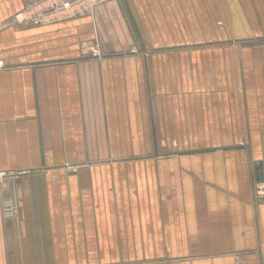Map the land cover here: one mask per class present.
Masks as SVG:
<instances>
[{"label": "crops", "instance_id": "1", "mask_svg": "<svg viewBox=\"0 0 264 264\" xmlns=\"http://www.w3.org/2000/svg\"><path fill=\"white\" fill-rule=\"evenodd\" d=\"M28 1L0 0V264H264V0L5 25Z\"/></svg>", "mask_w": 264, "mask_h": 264}, {"label": "built area", "instance_id": "2", "mask_svg": "<svg viewBox=\"0 0 264 264\" xmlns=\"http://www.w3.org/2000/svg\"><path fill=\"white\" fill-rule=\"evenodd\" d=\"M109 0H30L21 9L12 14L5 25H41L50 24L80 15H92L94 8ZM137 49L132 46L131 51ZM2 63L0 62V67ZM28 172L23 169L17 173ZM6 171L0 170V176ZM253 195L256 200L264 199V182L257 180L253 182ZM2 213L5 218L12 217L14 202L9 197L1 199ZM245 257L241 254L234 256V264H244Z\"/></svg>", "mask_w": 264, "mask_h": 264}, {"label": "rangeland", "instance_id": "3", "mask_svg": "<svg viewBox=\"0 0 264 264\" xmlns=\"http://www.w3.org/2000/svg\"><path fill=\"white\" fill-rule=\"evenodd\" d=\"M220 27H221V25H220L219 21L213 22V24H212L211 38H207L208 36L205 35L206 38L204 40H206V41L211 40L212 41V44L211 45L209 44L207 46H209V47L223 46V40H222L223 37L222 36H221L222 38L219 37L220 35H223V33H216V29L218 30V28H220ZM218 41H220V43H218ZM134 47L136 49H138L137 46H134Z\"/></svg>", "mask_w": 264, "mask_h": 264}, {"label": "water", "instance_id": "4", "mask_svg": "<svg viewBox=\"0 0 264 264\" xmlns=\"http://www.w3.org/2000/svg\"><path fill=\"white\" fill-rule=\"evenodd\" d=\"M125 1V0H124ZM125 4H126V2H125ZM127 5V4H126ZM127 9H128V12H129V8H128V6H127ZM129 14H130V16H131V18H132V22H133V26H134V28H135V30H136V32H137V34H138V30H137V27H136V24H135V22H134V20H133V17H132V15H131V13L129 12ZM227 148V147H226ZM210 149H213V148H210ZM201 151H203V150H201V149H195V150H185V151H179V152H177V153H179V154H189V153H195V152H201Z\"/></svg>", "mask_w": 264, "mask_h": 264}]
</instances>
